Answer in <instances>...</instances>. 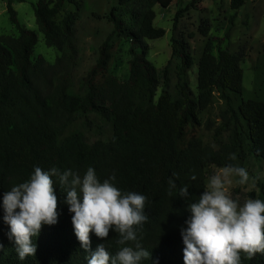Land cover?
<instances>
[{"label": "trees", "instance_id": "trees-1", "mask_svg": "<svg viewBox=\"0 0 264 264\" xmlns=\"http://www.w3.org/2000/svg\"><path fill=\"white\" fill-rule=\"evenodd\" d=\"M6 1L19 36L0 35V198L27 180L35 166L45 171L71 169L80 175L91 166L101 181L115 174V185L122 192L135 191L146 197L148 219L134 226L138 242L150 253L142 264H184L180 230L190 216L189 203L206 190L207 167H242L248 154L264 159V99L241 98L235 107L230 95L243 94L242 56L227 48L214 55L208 42L199 60L194 96L186 81L194 65L189 44L174 37L172 55L181 61L180 96L175 98L167 91L158 95L161 78L148 58L146 39L163 37L165 29L155 26L156 12L151 7L133 9L129 6L137 0H119L108 16L113 30L76 89L78 11L67 13L61 23L56 18L66 3L80 9L79 0H38L35 6L46 44L60 51L54 63L42 55L34 57L38 34L19 22L13 8L15 1L24 0ZM157 1L169 8L175 0ZM245 3L230 0V7L238 10ZM186 9L176 13L174 27ZM201 31L206 34L208 29L201 27ZM124 42L129 43L128 76L121 78L113 68ZM216 93L227 105L218 133L227 128L232 132L230 143L219 149L202 138L201 113L211 107ZM90 115L112 124L110 140L91 143L80 130L66 133L76 120ZM230 154L237 159L230 160ZM169 180L176 184L171 196ZM184 186L189 189L187 199L179 193ZM54 188L61 213L58 223L42 227L34 238L36 254L23 261L6 235L8 226L0 208V264H87L72 214L63 203L66 194L58 185ZM259 188V198L264 200V181ZM90 237L93 249L105 244L114 254L121 247L113 231L107 238L94 233ZM128 243L134 246L135 242ZM241 264H264V253L248 256L241 252Z\"/></svg>", "mask_w": 264, "mask_h": 264}, {"label": "clouds", "instance_id": "clouds-1", "mask_svg": "<svg viewBox=\"0 0 264 264\" xmlns=\"http://www.w3.org/2000/svg\"><path fill=\"white\" fill-rule=\"evenodd\" d=\"M229 159L237 157L230 154ZM232 176L239 177L241 185L249 181L246 168L226 165L211 176L198 200L189 203L190 216L180 230L184 264H241V252L248 256L264 253V200L249 198L241 205L230 198L226 185ZM115 181V174L101 181L91 166L83 175L71 169L45 171L35 166L27 180L0 198L6 235L14 242L18 258L23 261L35 255L34 238L44 225L58 223L61 213L54 188L58 185L66 194L63 203L72 214L74 233L87 253V264H142L150 253L138 242L134 226L148 219L146 197L135 191L122 192ZM168 183L171 196L176 184ZM179 193L187 199L188 187L180 188ZM110 231L118 234L121 247L114 254L105 244L93 249L90 234L107 238ZM128 242H135L134 246Z\"/></svg>", "mask_w": 264, "mask_h": 264}, {"label": "rangeland", "instance_id": "rangeland-1", "mask_svg": "<svg viewBox=\"0 0 264 264\" xmlns=\"http://www.w3.org/2000/svg\"><path fill=\"white\" fill-rule=\"evenodd\" d=\"M38 0L15 1L13 8L17 12L19 22L38 34V42L34 49V57L42 55L48 62L54 63L60 56V51L54 46H48L43 33L39 30L35 15V6ZM80 9L73 4L66 3L63 10L57 15V22L61 23L69 12L78 11L75 22V40L78 47L77 64L73 72L75 88H79L81 80L88 70L95 64L99 47L113 30V24L108 16L113 7L119 6V0H79ZM130 8L140 9L151 7L156 12L154 24L165 29V35L157 39H146L149 46L148 58L156 66L161 78L158 95L167 91L178 98L181 82L178 71L181 61L173 57L172 38H181L188 42L189 51L194 65L189 70L186 81L194 96L198 92V65L199 60L208 42L212 43V52L218 55L221 49L242 56L241 66L244 70L243 94L237 96L231 93L232 104L237 107L241 98L264 99V0H246L244 6L238 10L230 7V0H175L169 8H163L157 0H137ZM187 7V9H186ZM184 10L174 27L176 13ZM201 27L208 29L204 34ZM0 35L19 36L17 26L11 21L6 0H0ZM129 43L124 42L117 55L113 71L121 78L128 76ZM227 105L216 93L211 107L201 113L203 121L202 138L206 144L215 149L223 144L230 143L232 132L229 128L220 131L224 111ZM84 132L89 142L98 139L110 140L112 124L95 115L89 119L81 117L67 129ZM225 166L209 165L207 180ZM242 167L249 173V181L239 184V177H230L226 185L230 198L243 204L247 199L259 198V183L264 181V159H258L251 154L247 155Z\"/></svg>", "mask_w": 264, "mask_h": 264}]
</instances>
